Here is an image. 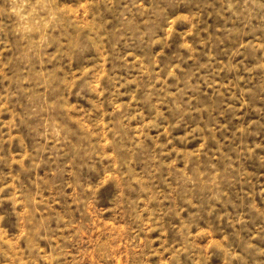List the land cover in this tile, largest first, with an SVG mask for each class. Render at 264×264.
Instances as JSON below:
<instances>
[{"label":"rangeland","instance_id":"rangeland-1","mask_svg":"<svg viewBox=\"0 0 264 264\" xmlns=\"http://www.w3.org/2000/svg\"><path fill=\"white\" fill-rule=\"evenodd\" d=\"M0 264H264V0H0Z\"/></svg>","mask_w":264,"mask_h":264}]
</instances>
